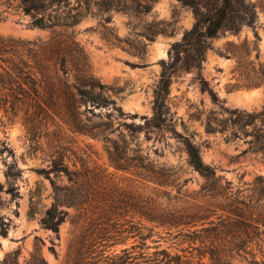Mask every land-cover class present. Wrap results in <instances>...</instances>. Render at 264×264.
Returning <instances> with one entry per match:
<instances>
[{"label": "rangeland", "instance_id": "1", "mask_svg": "<svg viewBox=\"0 0 264 264\" xmlns=\"http://www.w3.org/2000/svg\"><path fill=\"white\" fill-rule=\"evenodd\" d=\"M22 1L0 0V38L17 49L63 43L125 116L90 104L77 117L64 107L36 113L0 106V264H25L36 250L47 264H73L80 241L94 259L88 237L95 229L120 240L109 241L108 253L127 249L135 263L167 253L173 264H210L202 229L226 218L228 202L217 187L247 203L260 198L256 184L264 182V0H238L229 27L207 41L201 71L172 70L163 129L146 122L176 61L174 45L219 0H154L148 12L141 0H71L45 12L51 28L33 26ZM68 69L59 77L72 85L77 72L72 63ZM221 106L243 113L244 123L234 125ZM133 122L142 126L137 133ZM184 139L215 169L219 185L194 170ZM64 188L89 190L82 209L66 205L58 193ZM52 208L67 214L57 233L42 223ZM251 253L262 257L254 244L228 260L249 264Z\"/></svg>", "mask_w": 264, "mask_h": 264}, {"label": "trees", "instance_id": "2", "mask_svg": "<svg viewBox=\"0 0 264 264\" xmlns=\"http://www.w3.org/2000/svg\"><path fill=\"white\" fill-rule=\"evenodd\" d=\"M68 1L71 0H23L22 5L25 14L32 16L33 26L51 28L45 22V12L51 7L61 6ZM141 1L145 5V12L150 11V4L154 0ZM131 2L141 6L137 0H131ZM237 4L238 0H219L217 8L205 15L198 13V25L184 36L181 43L174 45L176 61L168 66L164 74L154 104V115L147 120L146 127L169 128L166 120L169 75L175 67L176 70L196 68L201 71L208 48L207 41L216 37L219 31L229 27L236 13ZM133 10L138 12V8ZM12 42L0 38V106L10 107L13 110L33 109L36 113L59 110L64 107L72 117H77L78 109L82 105L90 104L96 109L112 108L117 110L121 117L125 116L122 110L116 107L114 101L104 98V86L95 81L84 62L71 59L70 50L63 43L52 39L45 45L31 44L32 47L28 49L20 48L23 43H18L19 49H17L18 47L11 44ZM69 63L73 64L77 72L76 81L72 85L59 77L60 73L68 75ZM201 86L203 91L209 92L214 103L218 104L219 98L208 89L206 82L201 80ZM45 105L49 108L48 110L44 109ZM222 108L231 115V118L234 117V125L240 126L244 123L245 115L243 113ZM127 117L132 120L137 119L136 115ZM129 128L133 133H137L142 129V126L133 122ZM184 144L194 170L199 172L207 182L219 185L221 179L216 177L215 169L203 163L198 148L188 139H184ZM55 172L68 176L70 181L79 178V175L72 174L63 167L56 166ZM217 189L221 192L218 193V196H225L226 199L228 198V202L223 210L226 213V218L218 224L212 223L214 227L202 229L207 233L205 239L208 240V247L205 253L210 257V264H233L228 260V254L234 251H247L254 244L260 248L262 257L257 259L256 255L251 253L252 260L249 264H264V206L260 204L264 196V182L256 184V190L261 199H252L247 203L232 200L228 195H225L224 189L223 191L220 187ZM79 190L80 188L77 190L64 188L58 189V193L65 199L68 207L78 210L82 209V205L90 195L89 190L85 194ZM66 216L67 214L57 213V209L52 208L46 213L42 223L45 228L57 233ZM2 236L6 237V234L3 233ZM88 238L94 243L92 247L97 246V249H94L96 257L91 259L92 253L85 251L83 242L80 241V248L76 250V259L73 264H173L175 260L167 253H162L161 258L157 256L160 254H155V257L154 255H141L139 258L142 259V262L135 263L136 258L127 249L119 254L108 253L106 248L110 247L107 246L109 241L114 240L113 243L118 244L120 240L113 239L114 237H105L102 230H91ZM16 255L18 253H15ZM25 264L47 263L36 250L31 260Z\"/></svg>", "mask_w": 264, "mask_h": 264}]
</instances>
